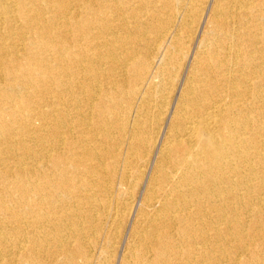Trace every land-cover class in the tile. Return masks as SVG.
Returning a JSON list of instances; mask_svg holds the SVG:
<instances>
[{"label": "bare ground", "instance_id": "6f19581e", "mask_svg": "<svg viewBox=\"0 0 264 264\" xmlns=\"http://www.w3.org/2000/svg\"><path fill=\"white\" fill-rule=\"evenodd\" d=\"M203 1L0 0V264H88L127 214L121 264H264V0H216L170 108ZM153 151L142 208L112 209Z\"/></svg>", "mask_w": 264, "mask_h": 264}, {"label": "rangeland", "instance_id": "374dc122", "mask_svg": "<svg viewBox=\"0 0 264 264\" xmlns=\"http://www.w3.org/2000/svg\"><path fill=\"white\" fill-rule=\"evenodd\" d=\"M217 1H219V0H217ZM216 3H217L216 0H204L202 2V4H201L203 6V7L200 8L201 9V15H200L199 19L196 22V29H197V34L198 35H196V36H194V38H192V40H191V42L189 44L190 47L188 46V48L190 49L191 53H190V55L188 57L184 58V59H188V58L189 59L188 60H184V59L182 60L181 68L182 67L183 68L182 69L180 68L178 74L175 77V81H178V82L175 83V87H174L175 90L173 89L171 94L169 95L170 101L168 99V104H169V107L171 106L170 108L174 107L175 106L174 104H176L177 101H179V99H180L179 98V93H181V90L186 87V83L189 80V78L191 77V74H192L194 66H195V62H194L195 60L194 59H195L196 53L200 52V50L202 48L201 47L202 45L200 44V43H202L201 41H203V39L205 38L207 33H210L212 31V27L213 26L211 24V15L213 14V10L215 9L214 7L216 6ZM204 4L206 5V7H205ZM202 11H203V13H202ZM206 14H207V16H206ZM203 20H204V22H203ZM201 28H202V30L200 31ZM191 68H192V70H191ZM189 75H190V77H189ZM95 121H99V119L96 118ZM162 123H163L162 124V129L163 130H162V135H161L160 141H162V139H163L162 136L164 137V135H165L164 134L165 130H167V128L169 127V117L168 118H163V122ZM96 135L98 137L101 136V134H99V133H97ZM138 157L139 156H136L135 158H133L134 165L132 166V168H130L125 173L127 180H129V184L130 185H128L127 187H122L119 184H116L115 185V189L113 190V196L111 198V208L117 210V212L121 213L124 205H128V206L132 207L133 210H135V208L138 209V207L142 208L143 201H144V199L146 198V196H147V194L149 192L147 190L150 189V187H151V181L157 175L156 169H157V167L159 165V161H158L159 160V156L157 155L156 152L153 151L149 155L148 161L146 162V164L147 163L148 164L147 165L145 164V166L142 167L143 169L141 168L140 171H139V169H138V171L136 170V168H138L137 165L138 166L141 165V161H139V160H141L140 159L141 157H139V158ZM124 158H125V154H123V156H121V158H120V162L121 163H120L119 167L116 168L117 170H115V173H116L115 174L116 175L115 176V178H116L115 180H119L120 176L125 171V170H123V164H122L123 161H124ZM149 159L151 160L150 162H149ZM112 162H113V160L109 159V160H107V161H105L103 163H104L105 166L112 167V165L110 166V164H113ZM152 163H153V165H152ZM148 165H149V167H148ZM81 169H82V167L79 169V171H81ZM154 169H155V171H154ZM112 171H114V170L112 169ZM82 180H97V179H96V177H91V175L88 174V176H86V178H82ZM131 198H132V200H131ZM67 199L68 200L61 199L62 202L64 201L63 204H62V207H64V210L69 209V206H70L69 202L71 200H73L72 195L69 194V197ZM123 201H124V203H123ZM88 208H89V206H88ZM117 221H118V227H120V226L121 227L120 228L117 227V232H116V236H115L114 239L111 236L112 235L111 234V231H112L111 228L109 229L106 226V228H103V229L100 230V228H97V224L96 223L94 224V227L96 228V230H94L95 232H90V234L88 233L86 235V237H85V245H86L85 246V252L89 256L88 264H117V262H118V264H121L122 257L125 255V253H127V251H128L127 249L131 246V243L133 242L134 231H135V227H136V220H135V217L133 215L127 214V215H123L121 217L119 216L117 218ZM124 223H125V225H123ZM123 227H125V229ZM113 230H115V228ZM94 233H96V234H94ZM92 238H94V239H92ZM111 243H112V245H111ZM109 244H110V248H112V249L109 248L110 251L108 249V245ZM94 249H96V250L94 251ZM125 250H127V251H125ZM105 251H109L111 253V255H112V257L110 259L111 262L109 261V263L106 262V259H105L106 256H104V254H103ZM82 260L83 259H81V258L78 259V261H77L78 264H84V260L83 261Z\"/></svg>", "mask_w": 264, "mask_h": 264}]
</instances>
